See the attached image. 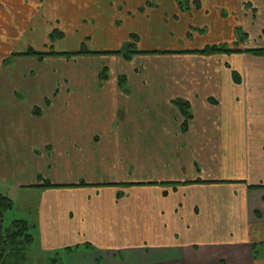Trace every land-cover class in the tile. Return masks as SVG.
<instances>
[{"label":"crops","instance_id":"1","mask_svg":"<svg viewBox=\"0 0 264 264\" xmlns=\"http://www.w3.org/2000/svg\"><path fill=\"white\" fill-rule=\"evenodd\" d=\"M135 1L108 5L128 19L159 20L160 28L182 24L183 35L169 38L168 48L183 40L193 52L221 44H230L233 50H264L233 46L237 31L242 41L248 37L264 0H200V8L191 10H184L180 0ZM98 4V0H0V39L5 36L0 41L22 37L35 17L67 12L72 22L73 15H85ZM249 10L255 13L248 16ZM194 23L199 28H193ZM191 28L199 31L194 33L197 40L186 38ZM208 29L211 35L206 37ZM213 30L216 37H224L220 42L213 41ZM179 56L168 57L177 59L172 69L160 72L162 86L149 89L142 83L95 94L82 87L80 92L88 94L81 99L112 106V122L89 128L88 120L101 121L107 113L98 107L97 114L88 113V105L84 114L60 122L62 133L78 139L64 138L62 153L58 138L44 141L52 142L63 161H52L49 151L43 163L38 151L26 159L22 154L17 159L7 153L0 157V181L13 189V196L0 193L13 201L12 209L17 193L22 195L27 214L12 223L25 221L32 227L28 252L36 254L33 260L264 264V55ZM159 57L144 56L148 61ZM176 100L190 106L186 130L184 117L173 104ZM69 108L66 104L64 109ZM53 116L50 130L55 136ZM25 117L40 122L31 109ZM6 122H0L1 132L10 130ZM98 132L99 139L94 137ZM40 175L54 187L37 185Z\"/></svg>","mask_w":264,"mask_h":264},{"label":"rangeland","instance_id":"2","mask_svg":"<svg viewBox=\"0 0 264 264\" xmlns=\"http://www.w3.org/2000/svg\"><path fill=\"white\" fill-rule=\"evenodd\" d=\"M98 1L99 4L94 10L85 13V15L84 13L73 15L72 22L70 16L66 14L67 12H60L62 14L50 12L46 16L35 17L33 25L28 31H24L22 37L0 41V122L7 121L8 129H10L5 133L0 130V157L7 153L17 159L22 154L21 159H26L30 153L36 155L35 152L38 151L37 155L42 157L43 163L49 155L46 151H49L52 161H63L64 157L60 156L58 152L55 153L56 148L53 147L52 142L44 141L46 137L58 138L62 153L65 139L70 137H72L70 139H78L74 135L62 133L60 122H63L64 119L67 120L68 117L72 116V119H75L77 115L84 114L87 110H83V108L86 109L88 106V113L96 112L95 107L103 108L107 113L104 114L101 121L88 120L89 128H93L97 124L104 125L106 123L108 125L112 122L110 119L112 118V106L107 103H104V106L91 105L92 100L86 99V97L81 99L85 93L88 94L87 91L80 92L82 87L95 94L96 91L104 92L106 88L112 87H120L122 91L131 87L138 88L142 83L149 89L152 86H162L164 79L159 76L160 72L172 69L171 66L177 59L168 57H181L179 55L190 52H203H193L190 50L193 47L183 46V44L186 45L183 40H180L178 46L168 48L170 47L167 43L169 38L183 35L184 26L182 24L172 26L171 30L168 27L160 28L159 20L150 17L149 23H144L140 19H128L127 15L115 13V9L108 5L109 2L118 3L122 0ZM134 1L131 0V2ZM141 1L136 0L135 2L138 4ZM180 3L184 10H191L193 7L198 8L200 0H180ZM132 6L136 7V5ZM166 6L168 5L165 4ZM252 12L254 11L249 10L248 16H252ZM158 15L155 13L153 17L156 18ZM54 17H58L59 21L53 20ZM253 22L254 26L252 29H248L249 34L244 41L240 39V32L237 31L238 42L233 46L241 48V44H243V46L246 45V48L251 49L264 47V7H259ZM194 27L199 28L195 23ZM210 31V29L204 31L206 37L211 35ZM188 32L190 33L186 36L188 40H190L188 36L197 40L194 33H199V31L195 32L191 28V31ZM215 33L213 30V41L220 42L219 39L224 37L218 34L216 37ZM4 38L5 36L0 40ZM130 44L133 45L131 50L139 56L133 58V55L130 60L122 61L123 53H116L123 51ZM229 45L221 44L218 47L229 49ZM213 46L215 45L207 48ZM30 51L41 56H27L26 54ZM65 54L67 55L65 56ZM144 56L160 57L151 58L152 60L148 61ZM117 57H121V60ZM115 59L121 61V64L118 65ZM131 75H133L132 78H130ZM66 104L69 105L71 111L64 109ZM30 109L32 115L38 117L40 122L34 121V119L24 120L25 114L27 115ZM53 115L57 116L53 120L56 121L55 136L50 130L51 127H54L53 124L50 125ZM105 127L107 126L105 125ZM94 137L101 138L100 132L96 133ZM46 144L48 145L46 146ZM18 148L19 154L15 153ZM74 153L75 150L71 155ZM40 177L37 185L40 182L44 186L51 185L49 179L46 180L43 175ZM10 188L5 181H0L1 193L13 196L10 194L13 189ZM21 190L24 189L18 191ZM18 193L15 208L6 214L4 219L5 228L11 227L15 218H23L24 214H27L23 205L21 206L22 195H18ZM34 254L27 252L24 264L48 263L47 260H33L34 256L36 257Z\"/></svg>","mask_w":264,"mask_h":264},{"label":"trees","instance_id":"3","mask_svg":"<svg viewBox=\"0 0 264 264\" xmlns=\"http://www.w3.org/2000/svg\"><path fill=\"white\" fill-rule=\"evenodd\" d=\"M180 6H183L180 3ZM200 8V4L198 5ZM133 45H128L126 49L116 54L123 53L125 60H130L131 56L135 55V51L131 50ZM252 53L256 56L264 55V50H233L227 48H221L218 46H213L205 49L201 54H214V53ZM27 56L38 55V53H34L30 51V53L26 54ZM67 54H65L66 56ZM76 55V54H75ZM235 81L239 82L240 79L237 74H234ZM173 104L179 109L182 116L184 117V130H186L189 122L192 118L190 112V106L188 103L183 100H176ZM44 187H54L50 184H46ZM13 207V201L0 193V264H24L26 261V255L33 242V237L31 235L32 227L25 221H15L12 223L11 227H4V219L6 213L11 210Z\"/></svg>","mask_w":264,"mask_h":264}]
</instances>
